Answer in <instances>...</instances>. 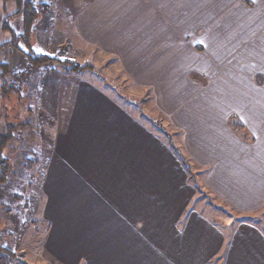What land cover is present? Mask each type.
I'll list each match as a JSON object with an SVG mask.
<instances>
[{
  "label": "crops",
  "instance_id": "crops-1",
  "mask_svg": "<svg viewBox=\"0 0 264 264\" xmlns=\"http://www.w3.org/2000/svg\"><path fill=\"white\" fill-rule=\"evenodd\" d=\"M59 2V44L106 56L114 78L150 89L143 108L179 140L89 73L61 74L74 87L46 159L47 250L65 264H209L236 233L224 264H264V225L213 220L188 175L199 167L235 212L264 211V0Z\"/></svg>",
  "mask_w": 264,
  "mask_h": 264
},
{
  "label": "rangeland",
  "instance_id": "rangeland-1",
  "mask_svg": "<svg viewBox=\"0 0 264 264\" xmlns=\"http://www.w3.org/2000/svg\"><path fill=\"white\" fill-rule=\"evenodd\" d=\"M59 1L33 0L39 16L27 26V16H13L18 7L16 1L6 0L3 3L0 0V134L4 132V127L9 126L8 123L16 125L13 129L6 127L11 129V136L2 147L11 170L7 175L8 180L0 182V264H65L51 254L45 245L48 220L44 216L43 188L47 154L53 148L57 124L66 118L64 99L72 97L74 87L72 79L65 83L66 78L62 77L61 82V74L89 73L85 76L93 77L122 104L129 105L137 117L152 123L164 140L173 142V145L179 140L177 136L172 137V132L164 125L166 121L162 113L154 115L143 108L145 103L151 104L150 89L143 86L134 89L129 79L114 78L109 72L112 65L108 64L106 56H90L89 49L87 52H80L79 49L82 55L71 56L68 46L59 44V39L66 32L61 28L64 20H59V17L66 16H60L54 7L60 4ZM64 2L72 6V0ZM22 3L23 11L30 10ZM73 4L75 6L74 1ZM7 18L8 26L14 30V37L5 29L7 25L3 24ZM42 41L46 45L56 41L57 45L51 52H45L40 45ZM32 52L45 54L50 60L30 63L26 54L34 56ZM64 62L77 64L79 71ZM123 81L133 90L127 91ZM128 99L131 100L130 104ZM132 101L139 105L138 109L132 106ZM175 131L178 133L177 129ZM188 175L196 186L195 205L210 211L213 220L224 223L251 219L264 225V211L251 218L224 206L217 196L206 191L202 183L203 174L196 165L188 167ZM235 234L226 233L225 246L209 264H224Z\"/></svg>",
  "mask_w": 264,
  "mask_h": 264
},
{
  "label": "trees",
  "instance_id": "trees-1",
  "mask_svg": "<svg viewBox=\"0 0 264 264\" xmlns=\"http://www.w3.org/2000/svg\"><path fill=\"white\" fill-rule=\"evenodd\" d=\"M1 1L4 3L6 0H1ZM14 1H16V3L18 4V7H16V12L13 14V16L14 17L19 16V18H20L24 14L25 16H27V20H28L27 26H29L31 22L34 23V19L39 16V13L37 11H35L36 8H35V4L33 3V0H14ZM22 2H24L27 5V8L30 10L23 11L21 9V5L23 4ZM44 4L45 3H43V5ZM3 24L7 25V26H5V29L9 30V32L12 34V37H14L13 28L10 25L8 26V18L3 21ZM12 44L14 45V43H12ZM32 55H34V56H31L30 54H26V56L30 60V63L31 62L39 63V62H44V61L50 60V58L48 56H46L45 54H42V53H33L32 52ZM64 63L68 66L74 67V68H72L73 70L79 71V69H80L77 64L70 65L71 62H64ZM8 125L9 126H6V127H11L12 129L15 128V126H16L15 124H10V123H8ZM6 127H4V132L2 134H0V182L1 183L2 182L4 183L8 180L7 175H8V172L11 170L9 160L6 157H4L3 151H2V147L4 145H6L7 139L11 136L10 135L11 129H8ZM183 161L185 164H187L186 160H183Z\"/></svg>",
  "mask_w": 264,
  "mask_h": 264
}]
</instances>
